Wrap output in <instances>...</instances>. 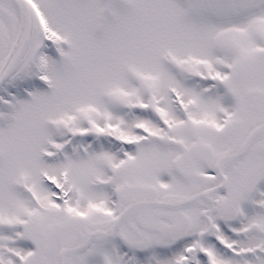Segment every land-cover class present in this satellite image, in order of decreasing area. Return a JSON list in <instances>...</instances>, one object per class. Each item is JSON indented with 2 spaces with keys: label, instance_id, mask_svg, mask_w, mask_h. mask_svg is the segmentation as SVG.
<instances>
[{
  "label": "snow or ice",
  "instance_id": "6c2138e0",
  "mask_svg": "<svg viewBox=\"0 0 264 264\" xmlns=\"http://www.w3.org/2000/svg\"><path fill=\"white\" fill-rule=\"evenodd\" d=\"M0 264H264V0H0Z\"/></svg>",
  "mask_w": 264,
  "mask_h": 264
}]
</instances>
